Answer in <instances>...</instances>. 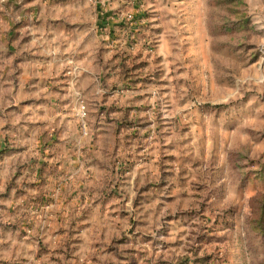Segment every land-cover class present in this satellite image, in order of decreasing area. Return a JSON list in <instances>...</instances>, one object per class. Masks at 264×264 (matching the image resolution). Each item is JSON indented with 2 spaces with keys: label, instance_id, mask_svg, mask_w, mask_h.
<instances>
[{
  "label": "rangeland",
  "instance_id": "rangeland-1",
  "mask_svg": "<svg viewBox=\"0 0 264 264\" xmlns=\"http://www.w3.org/2000/svg\"><path fill=\"white\" fill-rule=\"evenodd\" d=\"M0 264H264V0H0Z\"/></svg>",
  "mask_w": 264,
  "mask_h": 264
}]
</instances>
